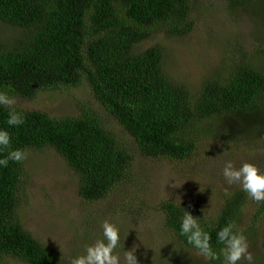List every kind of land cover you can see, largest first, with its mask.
<instances>
[{"label":"trees","instance_id":"1","mask_svg":"<svg viewBox=\"0 0 264 264\" xmlns=\"http://www.w3.org/2000/svg\"><path fill=\"white\" fill-rule=\"evenodd\" d=\"M224 1L232 11L253 8L255 15L264 14V0ZM1 26L17 37H0V91L34 99L39 91L79 86L85 79L95 100L152 159L195 158L201 137L211 132L216 137L215 126L233 143L264 133V37L254 45L255 54L236 41L229 44L232 50L226 46L232 55L220 64L224 76L207 79L198 91L168 73L170 55L162 44L141 49L156 35L188 36L194 28L191 0H0ZM15 108L25 122L9 127L8 110L0 107V128L12 135V148L27 154L56 151L78 175L84 201L107 199L128 178L133 153L93 109L83 108L81 117L54 118ZM25 164L26 160L10 161L0 167V264L8 259L20 264H65L21 220L29 184ZM226 197L218 216L209 220L201 217L194 199L181 204L163 201L164 225L196 252L179 235L188 210L211 232L213 247L219 251L217 231L228 223L241 230L239 219L248 203L240 190ZM261 212L264 205L256 219L263 217ZM255 235L264 248V234ZM261 261L264 264V255ZM211 263L222 264V258Z\"/></svg>","mask_w":264,"mask_h":264},{"label":"rangeland","instance_id":"2","mask_svg":"<svg viewBox=\"0 0 264 264\" xmlns=\"http://www.w3.org/2000/svg\"><path fill=\"white\" fill-rule=\"evenodd\" d=\"M191 3L194 28L188 36L156 35L141 49L162 44L170 55L168 73L192 91H198L207 79L224 76L220 64L232 55L225 49L227 46L232 50L229 44L236 41L249 54H255L254 45H258V38L264 37V17L260 18L264 14L255 15L253 8L232 11L224 0H191ZM6 36L14 39L17 33L1 26L0 37ZM14 97L15 107L44 112L54 118L81 117L85 113L83 108H91L108 130L120 135L134 155L124 184L107 199L90 203L79 195L78 175L56 151L28 153L25 166L29 184L21 220L27 231L52 247L65 264L70 257L81 254L85 244L100 238V224L105 219L121 229L123 247L118 249L121 255L124 248L131 250L135 246L139 264H212L184 247L165 227L161 203L181 204L194 199L202 218L215 219L225 205L226 196L242 191L225 181L222 169L227 161H234L237 167L250 162L264 171V133L256 139H234L235 144L216 126V137L210 136L212 132L203 135L201 149L191 160L152 159L143 155L134 140L121 131L117 121L95 100L85 79L79 86L39 91L34 99ZM246 199L239 227L246 233L253 264H262L264 248L255 234H264V212L263 217L256 219L264 202L257 204ZM4 264L20 263L8 259ZM239 264L248 262L241 260Z\"/></svg>","mask_w":264,"mask_h":264},{"label":"clouds","instance_id":"3","mask_svg":"<svg viewBox=\"0 0 264 264\" xmlns=\"http://www.w3.org/2000/svg\"><path fill=\"white\" fill-rule=\"evenodd\" d=\"M15 104L14 96L9 95L7 91H0V107L8 110L6 123L9 127H18L25 122L23 113L16 110ZM12 140L10 132L0 128V154L7 153L0 158V167H7L10 161L21 163L27 159L25 149L12 148ZM222 175L228 185L239 186L252 201L257 204L264 202V171L257 165L243 162L237 167L234 161L229 160L222 169ZM177 198L181 201L179 196ZM100 230V238L85 244L82 253L70 257L68 264H139L135 246L131 250L124 248L123 255L118 251L123 247V237L117 224L105 219L100 224ZM179 235L185 237L186 243L205 261H217L222 258V264H239L241 260L253 264L247 237L234 223H228L217 231L216 243L221 245L219 251L213 247L211 232L205 230L199 218L194 217L188 210L181 218Z\"/></svg>","mask_w":264,"mask_h":264}]
</instances>
